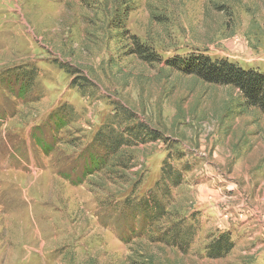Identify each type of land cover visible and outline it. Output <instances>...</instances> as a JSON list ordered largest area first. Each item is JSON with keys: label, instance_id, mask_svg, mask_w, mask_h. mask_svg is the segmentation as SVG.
<instances>
[{"label": "rangeland", "instance_id": "obj_1", "mask_svg": "<svg viewBox=\"0 0 264 264\" xmlns=\"http://www.w3.org/2000/svg\"><path fill=\"white\" fill-rule=\"evenodd\" d=\"M124 10L126 34L164 60L202 53L264 73V0H0V264H264V117L231 88L140 61L110 27ZM13 69L36 75L25 99L4 83ZM121 108L119 122L162 140L120 148L127 182L108 170L82 179L81 155ZM164 164L181 182L162 231L182 221L186 252L134 236L142 218L129 209L161 199ZM217 235L233 249L211 260Z\"/></svg>", "mask_w": 264, "mask_h": 264}, {"label": "trees", "instance_id": "obj_2", "mask_svg": "<svg viewBox=\"0 0 264 264\" xmlns=\"http://www.w3.org/2000/svg\"><path fill=\"white\" fill-rule=\"evenodd\" d=\"M128 14L129 11L124 10L121 17L116 15L117 17H114L110 21V27L113 31H121L120 36H124V34L127 36L131 53L140 61L148 65H160L163 63L164 67L168 70L192 77L203 84L231 88L237 91L242 99L243 106L259 112L264 117V73L252 69H243L226 60H212L202 53H192L185 57H174L164 60L152 48L141 43L136 37L126 34L124 21L127 20ZM16 70L19 71L12 75L11 72ZM66 74H73L74 76L76 73L72 69H66ZM5 76L9 79L4 81L7 89L12 88V85L18 86L16 96H22L24 99L25 93L29 91L28 88L33 86L36 78V75L30 72L26 73V71H21V69L6 71ZM74 80L76 82L73 86L79 83L82 89H85L83 86L88 84L86 80L80 77L74 78ZM8 81L10 83L7 86ZM125 111L122 108L117 109L116 118L114 115V120L111 118L112 121H107L102 129L93 137L91 152L81 155L83 166L80 177L82 179L91 176L97 171L108 170L110 174H118L120 179L126 178L127 182L129 177L126 170L129 169L128 165L133 159L131 156L120 157V154H124L120 148L125 145V148L130 152L133 147L145 146L148 143L162 140L161 134L154 129H150L146 124L140 123L133 126L125 122H119L118 116ZM66 116L63 106L51 114L50 120L52 121L54 131L58 132L66 126ZM127 116L129 121L135 119V116L130 113H127ZM110 123L113 126H108ZM115 125H117L116 129H114ZM125 137L127 138L125 139ZM94 149L96 151H93ZM180 178L178 171L172 166L164 164L160 169V177L156 182V187L160 188L161 199L165 200L164 203H162L161 199L157 200L154 196L150 197L151 194H148L142 196L137 202L138 204L129 209V213H131V216H135L134 213H137L142 218V228L134 236L141 238L147 236L146 238L149 237L151 242L167 244L166 246L168 247L186 252V248L190 246L189 242L191 238L188 237V234L184 233V230L180 231L181 224H183L182 221H175L169 224L170 226L165 229V232L162 231L163 220L169 216L165 207L167 198L170 196L168 193L173 187L180 184ZM133 184L134 186L131 191L125 195V200H129L128 197L132 196L134 191L137 190L138 185L136 183ZM124 204L128 205V203ZM189 217L193 220L192 216ZM153 234L156 235L153 236ZM232 249L233 243L230 242L228 235H217L207 245L206 255L211 260H217L225 257Z\"/></svg>", "mask_w": 264, "mask_h": 264}, {"label": "bare ground", "instance_id": "obj_3", "mask_svg": "<svg viewBox=\"0 0 264 264\" xmlns=\"http://www.w3.org/2000/svg\"><path fill=\"white\" fill-rule=\"evenodd\" d=\"M15 201H16V200H15ZM15 209H16V208H15ZM20 212H21V211H20ZM22 212H23V211H22ZM22 212H21V213H22ZM22 217H23V216H22Z\"/></svg>", "mask_w": 264, "mask_h": 264}]
</instances>
